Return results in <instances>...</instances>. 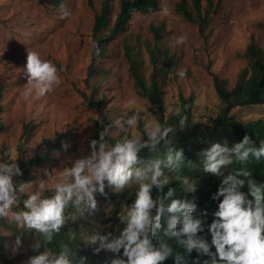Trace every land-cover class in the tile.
<instances>
[{
	"label": "rangeland",
	"instance_id": "obj_1",
	"mask_svg": "<svg viewBox=\"0 0 264 264\" xmlns=\"http://www.w3.org/2000/svg\"><path fill=\"white\" fill-rule=\"evenodd\" d=\"M178 1L157 0L155 10L133 14L127 29L117 35L108 44L105 54L98 58V73L86 82L92 59L91 26L101 0H92V6L89 0H64L62 8L69 14L63 17L62 8H54L50 2L0 0V84L4 86L0 161H3L2 148L10 161H17V141L27 122H32V129L25 144V159L34 155L39 145L55 133H68L61 141L63 148L52 150L48 159L32 169L35 178L26 184V194L37 190L41 182L46 189L52 188L64 167L90 154V142L97 132L96 121L101 118L96 106L83 104V94L93 102L98 101L104 116L102 120L108 125L125 112H139L137 126L129 130L131 135H141L146 121L156 122L149 102L134 92L125 58V45H130L143 58L148 77L151 66L146 44L154 42L151 25L162 26L159 45L177 59L162 89L167 114L178 110L179 94L194 95V116L198 120L209 122L221 112L223 102L214 90L212 76L217 75L226 81L228 88L233 87L239 73L248 67L243 53L250 41L254 40L264 49V0H221L218 8L209 13L210 23L204 36L199 34L196 23L186 21L176 11ZM205 4L202 0L203 7ZM118 9L119 0H113L108 27ZM108 27L103 31L107 32ZM180 36H185L186 41L177 45L175 42ZM28 49L57 67L60 84L43 97L33 93L26 100L24 92L30 87L24 74ZM180 70L185 73L183 78L178 75ZM232 113L241 121L264 118V105L238 106ZM119 133L113 127L109 134ZM18 176L13 177L14 184ZM96 201V208L86 209L83 216L92 231L87 234L82 227L85 240L96 234L106 235L110 229L116 230L108 220L111 203ZM126 209L124 206L123 211ZM0 234L4 237L1 244L6 256L20 255L17 263L29 261L26 252L31 241L19 237L21 245L16 248L17 237L9 229L0 225ZM103 252L108 255V251Z\"/></svg>",
	"mask_w": 264,
	"mask_h": 264
},
{
	"label": "clouds",
	"instance_id": "obj_2",
	"mask_svg": "<svg viewBox=\"0 0 264 264\" xmlns=\"http://www.w3.org/2000/svg\"><path fill=\"white\" fill-rule=\"evenodd\" d=\"M68 14L62 8V17ZM185 41L186 37L180 36L175 43L180 45ZM24 74L30 86L24 92L26 100L33 93L43 97L60 84L57 67L29 49ZM178 75L183 78L185 73L180 70ZM139 118V112L131 111L112 120L100 131L99 140L90 142V154L76 159L70 167H64L59 172L50 196L43 195L46 185L41 182L37 190L27 194L20 211L12 209L18 204L19 197L27 192L26 184L14 185L13 182L14 176L22 174L21 169L16 159L11 162L0 161V218H7L18 228L34 231L50 243L54 234L59 233L66 223L75 221L85 209L96 208V193L106 196V187L120 192L135 184V199L121 216L125 227L120 235L110 239L111 234H96L86 241L98 244L97 252L106 250L119 254L122 249V256L117 255L110 264H163L173 254V247L167 242L154 244L152 236L161 229L162 216L165 214L164 235L174 239L188 254L196 250L209 257L204 264H264V185L248 179L246 193L241 190L245 180L238 178L250 177L246 168H238L227 176H223L222 172L223 168L234 163L246 165L253 159L260 161L264 158V141L256 146L252 138L245 135L231 147L215 143L201 153L203 171L223 176L221 186L212 197L218 201V208L212 214L214 219L211 224L207 226L211 235L209 243L200 235L205 229L206 217L194 215L197 208L195 202L172 199L165 206L162 200L154 199L151 195L153 187L162 191L171 179L178 180L187 193L196 191L193 180L180 175L184 163L183 150L169 149L163 159H157L145 167L135 166L139 163V153L143 149L156 151L162 141H167L169 133L175 132L177 126L146 121L143 135L125 136L114 144L106 141L113 127L121 133H127L137 126ZM187 124L186 118H183L178 127L183 129ZM165 169L174 175L170 176ZM173 194V189H169L166 198ZM69 207L75 211L67 213ZM20 245L21 240L17 238L15 247ZM35 247L38 248L39 244ZM68 251L67 246L59 253L47 249L30 257L28 264H72ZM176 264H187L185 257L177 254Z\"/></svg>",
	"mask_w": 264,
	"mask_h": 264
},
{
	"label": "trees",
	"instance_id": "obj_3",
	"mask_svg": "<svg viewBox=\"0 0 264 264\" xmlns=\"http://www.w3.org/2000/svg\"><path fill=\"white\" fill-rule=\"evenodd\" d=\"M42 4L50 2L56 8H62L64 0H38ZM221 0H205L206 4L202 6V0H179L175 9L182 17L188 21L196 23L199 34L204 36L205 30L210 23L209 13L215 11ZM113 0H101L99 10L94 13L93 22L91 26L92 38V59L88 66L85 81L94 74L98 73L99 61L107 49L108 44L120 33L127 29L128 21L135 13L151 12L157 7V0H119V9L115 15L114 21L110 27V12ZM92 6V0H89ZM107 32L103 30L107 28ZM154 34L153 44H146V52L148 54L149 63L151 66L148 77L145 75L144 60L138 51H133L132 46L125 45V58L128 64V73L133 81V88L136 95L146 99L150 106L149 110L155 116L156 122L164 126H177L174 133H169L167 141H162L156 151H149L143 149L139 153V163L136 167H145L157 159H163L169 149L183 150L184 163L181 165L180 175L187 176L193 180L196 185L194 193H187L183 190L180 182L176 179H171L170 182L164 186L163 190L153 187L151 195L154 199L159 198L167 206L172 199L188 200L196 203L197 208L194 215L205 218V229L200 233L211 242V235L208 232V225L214 219L213 213L218 208V201L213 200V195L221 186L223 176L234 172L238 168H246L250 172V177L240 176L238 178L245 180V185L242 191L248 192L247 180L251 179L257 184L264 185V158L260 161L251 160L246 165L234 163L222 169L223 176H216L211 173L203 171L201 153L209 149L213 144L219 143L222 146L231 147L235 143L240 142L245 135H249L259 146L261 141H264V118H257L248 121H241L237 119L232 113V109L238 106L247 105H264V49L259 47L254 40H251L247 45L243 55L248 60V67L244 68L238 75L236 83L233 87L228 88L226 81L213 74V87L217 96L223 102L221 112L212 117L209 122L198 120L194 116V95L190 94L187 97L178 95V110L176 112L167 114L164 107L162 89L166 82L168 74L173 70L176 64V56L162 48L159 45L161 37L162 26H150ZM97 49L99 54L97 55ZM4 86L0 84V112L3 109L1 103L3 97ZM83 104L87 106H96L100 112V120L96 121L97 132L92 140H99V133L103 130L108 122L102 120L104 118L102 107L98 101L93 102L91 97L83 94ZM186 118L187 125L181 129L178 127L179 121ZM0 125V129H1ZM32 122H27L23 125L21 134L17 141V161L16 164L21 169V175L18 176L14 185L21 183L27 184L35 178L31 173L32 169L48 159L52 150L63 148L61 141L68 135L67 132L55 133L54 137L46 139L36 149L34 155L30 158H24L25 144L31 134ZM141 127V135L144 134ZM125 136H131L129 132L119 133L116 136L108 134L106 141L114 144L117 140L123 139ZM147 139V137H144ZM2 159L5 162H11L9 156L5 153L4 148L1 149ZM167 173V169H165ZM173 176L172 173H167ZM137 185L133 184L126 187L123 191L115 192L110 187L105 188L107 195L95 194L96 200L109 201L111 203V210L109 218L112 224L116 226V230H109L107 234L111 238H116L125 227L121 222L123 215V207H128L135 199ZM169 189H173L172 197L166 198V193ZM52 188H48L43 192L44 196H50ZM27 198V194L19 197L17 205L13 206L12 211H19L23 209V200ZM251 198V197H249ZM222 199V197H221ZM75 210L71 207L66 209L67 213H72ZM86 209L82 215L77 216L75 221H69L60 230L59 233L54 234L50 243L43 240L42 236L34 231L18 228L16 224L7 221L5 218H0V225L9 229L14 236L27 241H31V246L27 250V255L33 257L39 255L47 249L59 253L68 248L69 258L72 264H110L111 259L117 255L122 256L123 250L119 254L108 251V255L100 250L98 244H90L85 240V235L82 230L84 226L87 234H92L90 226L84 221L83 216L86 214ZM166 215L162 216V227L157 230L152 236L154 244L167 242L173 247V254L169 256L163 264H176V255L180 254L185 257L187 264H204V261L209 257L193 250L188 254L184 249L176 244L174 239H169L164 235V228H166ZM106 234V235H107ZM4 237L0 234V262L1 264H28V261L17 263L20 255L8 257L4 253L1 240ZM39 244V247H35ZM214 252V247L212 248ZM126 259V257H125Z\"/></svg>",
	"mask_w": 264,
	"mask_h": 264
}]
</instances>
